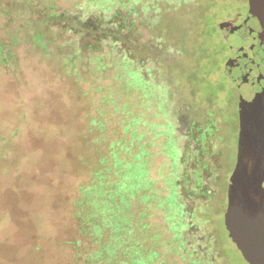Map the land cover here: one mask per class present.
Segmentation results:
<instances>
[{"label":"rangeland","instance_id":"374dc122","mask_svg":"<svg viewBox=\"0 0 264 264\" xmlns=\"http://www.w3.org/2000/svg\"><path fill=\"white\" fill-rule=\"evenodd\" d=\"M248 5L0 0V264H250L226 222Z\"/></svg>","mask_w":264,"mask_h":264},{"label":"water","instance_id":"95a60500","mask_svg":"<svg viewBox=\"0 0 264 264\" xmlns=\"http://www.w3.org/2000/svg\"><path fill=\"white\" fill-rule=\"evenodd\" d=\"M249 6L245 20L235 30L234 49L226 64L239 91L240 117L226 222L246 260L264 264V0H249ZM227 27L228 23L220 24L223 30ZM236 215L242 218L238 223ZM246 228L255 237L251 253L237 240L240 230Z\"/></svg>","mask_w":264,"mask_h":264},{"label":"trees","instance_id":"16d2710c","mask_svg":"<svg viewBox=\"0 0 264 264\" xmlns=\"http://www.w3.org/2000/svg\"><path fill=\"white\" fill-rule=\"evenodd\" d=\"M229 1H231V0H229ZM212 11H213V8H211L210 10L207 8V9H205V11H203V13L202 12L201 13L207 14V15L211 13V16H212L213 15ZM213 17H214L213 22H212L213 28L217 31L218 28H217L216 23L222 19H220V17L217 15H214ZM70 20H72V19L68 18L66 21L70 22ZM74 20H73V22H74ZM98 25H99V23H98ZM98 25H95V26L89 25V24H85L81 21H76V20L74 22V28H75V30H77L78 34L84 33V35H89V36L90 35L98 36V35L102 34V31L100 30V26H98ZM114 38H116V37H114Z\"/></svg>","mask_w":264,"mask_h":264},{"label":"flooded vegetation","instance_id":"af4514ba","mask_svg":"<svg viewBox=\"0 0 264 264\" xmlns=\"http://www.w3.org/2000/svg\"><path fill=\"white\" fill-rule=\"evenodd\" d=\"M248 4H249V0H248ZM249 6V5H248ZM249 8H250V6H249ZM248 11H249V9H248ZM248 14V13H247ZM247 16V15H246ZM245 20V19H244ZM220 29H222V28H220ZM226 30V29H225ZM239 92V91H238ZM204 134V133H203ZM207 136V135H206ZM199 161V160H198Z\"/></svg>","mask_w":264,"mask_h":264}]
</instances>
